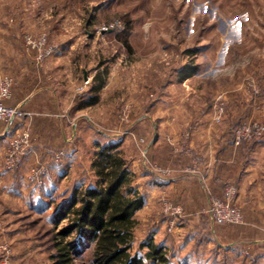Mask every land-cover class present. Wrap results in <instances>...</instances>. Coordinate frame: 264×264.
I'll use <instances>...</instances> for the list:
<instances>
[{
	"label": "rangeland",
	"instance_id": "rangeland-1",
	"mask_svg": "<svg viewBox=\"0 0 264 264\" xmlns=\"http://www.w3.org/2000/svg\"><path fill=\"white\" fill-rule=\"evenodd\" d=\"M26 39L37 45L44 39L45 45L30 49ZM11 59L28 73L51 66L54 91L62 88L67 98L63 106L54 99V119L62 122L61 133L71 144L54 154V161L66 160V170L60 180L55 177L60 186L44 214L35 216L28 206L12 202L16 214L6 218L1 205L0 246L9 249L13 264L8 234L14 228L30 231L43 264H54V236L67 223L55 227L54 212L77 186L96 181L92 164L100 146L119 142L130 186L142 194L140 177L156 167L146 151L155 136L168 145L165 138L174 137L172 144L188 150L200 122L202 130L232 139L241 125L264 127V0H0V70ZM186 68L195 72L185 80ZM101 81L97 103L84 107ZM259 141L264 132L237 146ZM36 166L32 176L42 181L45 165ZM37 170L43 173L37 176ZM147 212L134 216V250L153 237L154 220L178 225L180 215H166L163 204ZM163 231L152 240L166 242L173 263L190 254L187 264H244L220 249L210 233L182 252L181 239ZM89 257L87 252L73 264L89 263Z\"/></svg>",
	"mask_w": 264,
	"mask_h": 264
},
{
	"label": "crops",
	"instance_id": "crops-1",
	"mask_svg": "<svg viewBox=\"0 0 264 264\" xmlns=\"http://www.w3.org/2000/svg\"><path fill=\"white\" fill-rule=\"evenodd\" d=\"M10 61L0 70L1 74L12 76L14 81L12 97L5 104L17 108L21 116L8 123L0 122V206L7 207L2 212L6 218L16 214L9 206L12 202L24 204L32 214L41 216L60 186L55 177L60 180L61 173L66 170V160L54 161V154L69 149L71 145L61 133L62 122L54 119V99L63 106L67 98L64 92H60L62 88L54 91V75L48 72L54 56L48 60L47 70L42 69L39 73H28L22 62ZM201 124L188 140V154L172 144L174 137L165 138L171 146L162 142L161 136L148 142L147 155L156 167L140 177L145 203L139 212H155L170 200L181 205L183 213L177 219V227L174 221L153 219L154 239L164 230L172 238L178 236L181 239L178 242L185 250L195 240L210 233L211 239L220 249L226 250L231 259L243 260L244 264H264V141L253 146H237L225 132H207L200 128ZM21 131L30 132V146L13 166H9L6 163L9 142L15 133ZM41 162L46 173L42 181H38L32 172ZM187 167H194L195 173L184 171ZM227 183L236 186L234 204L241 212L243 223L210 224L206 213L208 192L221 196ZM8 235L14 241V264H43L40 244L30 231L14 228ZM178 242L174 240V244Z\"/></svg>",
	"mask_w": 264,
	"mask_h": 264
},
{
	"label": "trees",
	"instance_id": "trees-1",
	"mask_svg": "<svg viewBox=\"0 0 264 264\" xmlns=\"http://www.w3.org/2000/svg\"><path fill=\"white\" fill-rule=\"evenodd\" d=\"M194 72L186 68L182 78ZM102 85L103 81L91 88L94 95L84 107L97 103ZM118 147L119 142L100 146L92 164L96 181L81 189L77 186L70 198L57 206L55 227L64 220L67 223L54 236L51 261L73 264L90 252L89 263L85 264H187L190 254L173 263L174 255L168 254L164 243L155 244L153 237L134 250V216L144 207L145 197L130 186L131 174ZM180 248L182 252L189 249L183 250L184 245Z\"/></svg>",
	"mask_w": 264,
	"mask_h": 264
},
{
	"label": "built area",
	"instance_id": "built-area-1",
	"mask_svg": "<svg viewBox=\"0 0 264 264\" xmlns=\"http://www.w3.org/2000/svg\"><path fill=\"white\" fill-rule=\"evenodd\" d=\"M26 43L30 49H35L40 45H45V40L42 39L37 45L36 42L26 39ZM13 86V79L0 73V122L8 123L10 120L21 116V113L17 108L8 107L5 104V102L12 97ZM222 113L223 107L220 106L214 117L216 123L221 121L220 117ZM263 132L264 127L260 124L241 125L234 131V144L239 145L244 140L259 137ZM29 138L30 135L27 131L15 133L11 137L9 142V157L6 162L9 166H13L22 153H24V150L29 145ZM184 153L188 154V150H184ZM184 171L193 174L195 173V168L187 167ZM37 173V176H40L43 172L37 170ZM162 173L164 174V172ZM236 194V186L231 183L225 185L221 196L213 195L208 192L209 205L206 213L210 221L216 224L225 225H241L243 223L241 212L234 204ZM163 212L170 217H177L183 213V208L179 204L166 200L163 203ZM0 259L1 264H13L11 253L5 245L0 246Z\"/></svg>",
	"mask_w": 264,
	"mask_h": 264
}]
</instances>
